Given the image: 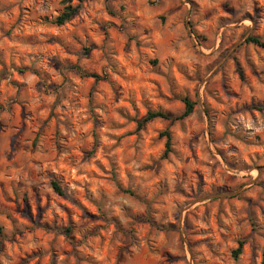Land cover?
Segmentation results:
<instances>
[{
	"label": "clouds",
	"instance_id": "1",
	"mask_svg": "<svg viewBox=\"0 0 264 264\" xmlns=\"http://www.w3.org/2000/svg\"><path fill=\"white\" fill-rule=\"evenodd\" d=\"M0 264H264V0H0Z\"/></svg>",
	"mask_w": 264,
	"mask_h": 264
}]
</instances>
